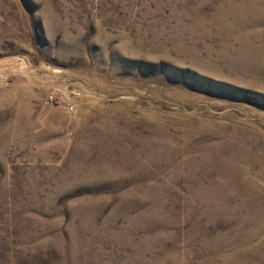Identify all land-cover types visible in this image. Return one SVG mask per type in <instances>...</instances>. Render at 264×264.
I'll return each instance as SVG.
<instances>
[{
	"label": "rangeland",
	"instance_id": "374dc122",
	"mask_svg": "<svg viewBox=\"0 0 264 264\" xmlns=\"http://www.w3.org/2000/svg\"><path fill=\"white\" fill-rule=\"evenodd\" d=\"M0 264H264V0H0Z\"/></svg>",
	"mask_w": 264,
	"mask_h": 264
}]
</instances>
